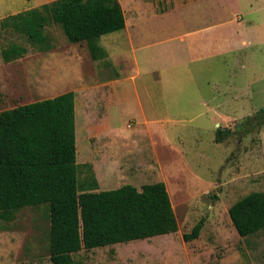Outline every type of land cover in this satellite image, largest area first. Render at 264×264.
Returning <instances> with one entry per match:
<instances>
[{
	"label": "rangeland",
	"instance_id": "obj_1",
	"mask_svg": "<svg viewBox=\"0 0 264 264\" xmlns=\"http://www.w3.org/2000/svg\"><path fill=\"white\" fill-rule=\"evenodd\" d=\"M171 5L173 1H163V7ZM145 20L153 32L163 24L168 39L194 30L198 43L206 46L188 53L185 44L169 41L171 51L164 56L197 62L182 67L180 81L163 82V102L153 96L147 103L144 97V90L152 91L156 83L155 68L146 72L143 60L158 55L161 46L144 50L143 35L134 34L120 44V66L111 67L105 65L107 58L92 60L85 43H69L59 26L49 25L46 33L54 46L48 51L31 46L21 34L1 35V48L15 43L27 53L0 66V110L72 91L79 193L93 181L95 191L125 184L139 189L154 182L167 188L176 233L83 250L73 255L76 264H263L264 230L239 236L228 209L248 193L264 191V124L256 116L264 110V0H199L163 21ZM160 34L149 33L145 43ZM124 70L136 80L129 77L118 93L106 98L103 83ZM217 129L232 134L216 143ZM199 220V237L184 242L182 235ZM48 232L47 204L0 218V264H51Z\"/></svg>",
	"mask_w": 264,
	"mask_h": 264
},
{
	"label": "trees",
	"instance_id": "obj_2",
	"mask_svg": "<svg viewBox=\"0 0 264 264\" xmlns=\"http://www.w3.org/2000/svg\"><path fill=\"white\" fill-rule=\"evenodd\" d=\"M49 25L59 26L69 43H85L91 59L99 60L106 55L100 37L122 31L125 18L118 0H56L3 18L0 30L1 35L21 34L31 46L48 51L54 46L46 33ZM26 53L25 47L10 43L0 55L7 63ZM74 98L68 91L0 112V218L47 204L51 264H76L73 255L83 250L176 233L177 219L163 182L95 191L93 181L79 193ZM256 116L264 124V110ZM231 134L217 129L214 142ZM228 216L241 237L264 230V191L236 200ZM202 227L199 220L182 240L197 239Z\"/></svg>",
	"mask_w": 264,
	"mask_h": 264
},
{
	"label": "crops",
	"instance_id": "obj_3",
	"mask_svg": "<svg viewBox=\"0 0 264 264\" xmlns=\"http://www.w3.org/2000/svg\"><path fill=\"white\" fill-rule=\"evenodd\" d=\"M52 1H56V0H0V22L3 18L16 15L18 13H21V12H24L30 9L38 8L41 5L52 2ZM118 1L121 4L122 10H123V14L125 18V28L121 31V33H118V34L111 33V34H107L105 36L100 37L99 46L106 54L103 59L105 58L108 59V63L106 62L105 65H109L111 67L120 66V62L122 61H119L117 63L122 53L120 44L124 41V39H127V38L129 39L134 34L143 35V41L141 43L143 44L142 49L144 50L151 49V47L157 46V45L161 46L160 53L158 55L144 57L145 59L143 60V65L145 67V70L147 69L146 72L150 68H155L154 69L155 71L153 72V75H154L153 79H154V82L156 83V86L155 88L152 89V91H150L149 88H146L144 90V97L146 98L145 102H147L148 101L147 98H151L153 96H159L163 102V82L166 81L167 83H171L172 81H180L181 79L180 76H182L185 72V69H183L182 67L184 65L193 64L197 62V59L188 60L182 57L178 58V57L164 56L166 54H169L171 51V49L167 48L166 46L168 43H170L169 41L171 40V42L176 41L179 44H185V49L188 51V53L190 52L199 53L203 51L206 48V46L203 47L202 44L198 43L200 41V38L196 36L197 34L195 33L196 31L194 30H187V32L182 31L179 34L168 39V38L163 37V33H162L163 24L162 26H160V28L157 31L153 32L152 30H148L145 27V23L149 21L145 19L152 18V17H158L159 19L163 21V19L170 18L173 15V12L179 9V7L181 8L184 5L192 4V3L198 2L199 0H181L180 2H177L176 0H124L127 9L125 8L122 0H118ZM163 1H170V2L173 1V5L169 7L167 6L163 7ZM155 2H157L158 4H155ZM157 5H158V10L155 9ZM174 23L177 24L178 22H174ZM197 31L200 32V29ZM148 32L153 35H156L159 33L161 34L158 40H155V41L152 40V36H153L152 35L151 36L152 41L145 43L149 39ZM0 41H1V30H0ZM176 47H179L178 48L179 52L183 51L181 49L182 47L178 45H176ZM136 50H138V48ZM0 52H1V47H0ZM148 54L151 55L152 51L149 52ZM20 58H17L13 61L6 63L2 60L1 55H0V66L11 64L12 62L18 61ZM109 59H112L114 61L113 65H111V63L109 62ZM100 60L102 59H99V61ZM137 65H139V60L135 58L134 66L137 67ZM136 71H137V75H139L141 70H139L138 68ZM0 73H1V70H0ZM0 76L2 77L3 75L0 74ZM129 77H130V80L132 81L136 80L135 75L125 74V70H124L123 73L119 75L118 77L113 78V80H107V82L103 83V87H101V89L102 88L108 89V93H109L107 96L105 94V97L110 99L115 91L116 93H118L119 87L124 86L125 82L129 79ZM144 85L151 87V84L148 85L147 83H144ZM74 99H75V116H77L76 97ZM139 101L137 105L138 109L141 111L143 115V119H144L143 123L146 125L147 129L149 130L150 129L148 128L149 122L146 121V117L143 111L144 104H142L141 101L140 102ZM106 104L111 105L109 100H108V103L106 102ZM151 106L153 105L151 104ZM1 111L3 110H0V112ZM150 112H153V111H150Z\"/></svg>",
	"mask_w": 264,
	"mask_h": 264
}]
</instances>
